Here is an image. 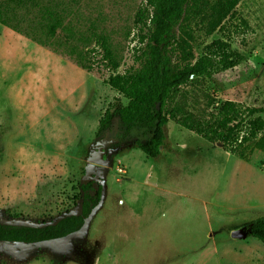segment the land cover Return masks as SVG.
Returning <instances> with one entry per match:
<instances>
[{
	"label": "rangeland",
	"instance_id": "1",
	"mask_svg": "<svg viewBox=\"0 0 264 264\" xmlns=\"http://www.w3.org/2000/svg\"><path fill=\"white\" fill-rule=\"evenodd\" d=\"M38 1L64 13L79 48L101 53L88 41L95 29L110 38L121 72L133 65L144 0ZM236 14L233 24L248 22L232 42L245 61L207 86L216 101L264 118V0H243ZM223 35L198 31L196 55ZM55 56L0 25V221L42 227L78 215L90 181L103 184L102 202L62 241L1 244L2 264H19L9 256L21 264H264V245L246 231L264 217V153L246 163L170 122L156 159L134 145L145 139L134 131L126 147L104 148L107 166L93 165L99 121L118 97L104 83L110 73L99 54L91 73Z\"/></svg>",
	"mask_w": 264,
	"mask_h": 264
},
{
	"label": "trees",
	"instance_id": "2",
	"mask_svg": "<svg viewBox=\"0 0 264 264\" xmlns=\"http://www.w3.org/2000/svg\"><path fill=\"white\" fill-rule=\"evenodd\" d=\"M242 1L144 0L134 20L137 43L133 48V65L123 72L106 34L90 30L88 41L95 43L101 53L79 48L74 29L64 25V13L42 6L38 0H1L0 25L68 58L88 73L95 69L93 55H100L97 64H103L110 73L104 83L118 96L101 117L96 133L95 144L103 145L107 151L126 147L132 142L133 132L139 131L145 139L136 140L134 145L148 158L156 159L161 155V147H165L167 126L174 122L249 163L255 152L264 153L261 109L234 101L218 102L207 86L214 76L245 61L232 47L233 33H244L241 28H248L245 20L240 25L232 23ZM20 9L27 14H19ZM58 30L66 34L61 35ZM198 31H203L206 38L217 32L224 35L204 45L201 54L196 55ZM108 136L112 139L106 141ZM81 191V213L55 224L29 227L0 221V245L59 242L80 233L101 204L104 186L90 181L81 185ZM246 231L264 245V217L248 223Z\"/></svg>",
	"mask_w": 264,
	"mask_h": 264
},
{
	"label": "water",
	"instance_id": "3",
	"mask_svg": "<svg viewBox=\"0 0 264 264\" xmlns=\"http://www.w3.org/2000/svg\"><path fill=\"white\" fill-rule=\"evenodd\" d=\"M162 149L163 147H161V150ZM89 162L96 166H107V163L105 161V151L103 147H99L93 154H91Z\"/></svg>",
	"mask_w": 264,
	"mask_h": 264
},
{
	"label": "crops",
	"instance_id": "4",
	"mask_svg": "<svg viewBox=\"0 0 264 264\" xmlns=\"http://www.w3.org/2000/svg\"><path fill=\"white\" fill-rule=\"evenodd\" d=\"M5 29H7V30H9L10 32H12V33H15V32H13L11 29H9V28H6V27H4ZM17 34V33H16ZM17 35H19V34H17ZM20 37H22L21 35H19ZM40 47V46H39ZM42 48V47H41ZM55 55V54H54ZM58 57V56H57ZM56 56H55V58L61 63V64H63L64 62L62 61V60H60V59H58ZM109 87V86H108ZM110 88V87H109ZM1 222H3V223H5V224H10V225H15V223L13 222V221H8V220H5V221H1ZM3 244V243H2ZM1 254V253H0ZM2 257H1V255H0V263L2 264V259H1ZM9 259H11V260H13L14 262H19V264H21V260H19L20 258L19 257H17V258H15V257H13V256H9Z\"/></svg>",
	"mask_w": 264,
	"mask_h": 264
},
{
	"label": "flooded vegetation",
	"instance_id": "5",
	"mask_svg": "<svg viewBox=\"0 0 264 264\" xmlns=\"http://www.w3.org/2000/svg\"><path fill=\"white\" fill-rule=\"evenodd\" d=\"M108 137H109V136H108ZM108 137L106 138V141H109V140H108ZM96 145L98 146L97 149H98L99 147H103V149L105 148V147H104L103 145H101V144H96ZM97 149H96V150H97ZM94 152H95V151H94ZM94 152H93V153H94ZM93 153H92V154H93Z\"/></svg>",
	"mask_w": 264,
	"mask_h": 264
}]
</instances>
